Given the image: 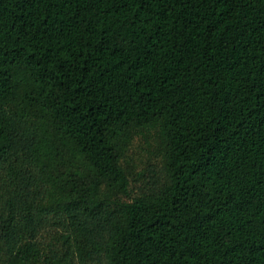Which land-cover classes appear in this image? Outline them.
Masks as SVG:
<instances>
[{
	"label": "trees",
	"instance_id": "obj_1",
	"mask_svg": "<svg viewBox=\"0 0 264 264\" xmlns=\"http://www.w3.org/2000/svg\"><path fill=\"white\" fill-rule=\"evenodd\" d=\"M0 264H264V0H0Z\"/></svg>",
	"mask_w": 264,
	"mask_h": 264
}]
</instances>
